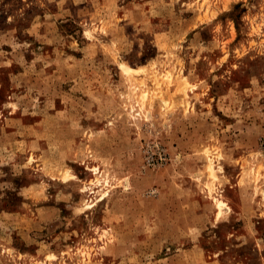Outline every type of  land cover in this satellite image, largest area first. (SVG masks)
<instances>
[{
    "label": "rangeland",
    "instance_id": "obj_1",
    "mask_svg": "<svg viewBox=\"0 0 264 264\" xmlns=\"http://www.w3.org/2000/svg\"><path fill=\"white\" fill-rule=\"evenodd\" d=\"M0 264H264V0H0Z\"/></svg>",
    "mask_w": 264,
    "mask_h": 264
},
{
    "label": "bare ground",
    "instance_id": "obj_2",
    "mask_svg": "<svg viewBox=\"0 0 264 264\" xmlns=\"http://www.w3.org/2000/svg\"><path fill=\"white\" fill-rule=\"evenodd\" d=\"M122 66H125L126 68H131V67H128L127 65L123 64ZM69 180V179H68ZM85 188L84 187H81V190H84ZM86 206H89V205H86ZM218 217L219 218H222L227 212H229V210L226 208L227 205L224 201H218Z\"/></svg>",
    "mask_w": 264,
    "mask_h": 264
}]
</instances>
